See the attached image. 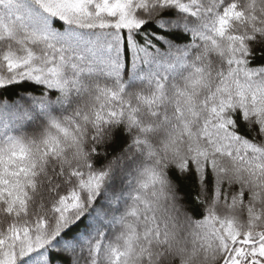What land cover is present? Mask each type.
<instances>
[{"label":"snow or ice","instance_id":"snow-or-ice-1","mask_svg":"<svg viewBox=\"0 0 264 264\" xmlns=\"http://www.w3.org/2000/svg\"><path fill=\"white\" fill-rule=\"evenodd\" d=\"M0 264H264V0H0Z\"/></svg>","mask_w":264,"mask_h":264}]
</instances>
